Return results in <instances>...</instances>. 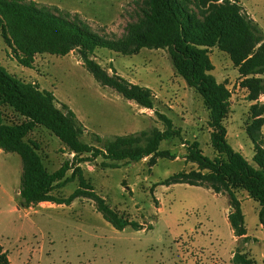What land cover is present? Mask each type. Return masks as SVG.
Listing matches in <instances>:
<instances>
[{"label":"rangeland","instance_id":"rangeland-1","mask_svg":"<svg viewBox=\"0 0 264 264\" xmlns=\"http://www.w3.org/2000/svg\"><path fill=\"white\" fill-rule=\"evenodd\" d=\"M78 13L102 35L120 38L129 23L140 16L143 0H35ZM242 5L264 30V0H241ZM211 73L226 81L231 90V111L224 119L227 139L248 160L254 143L246 131L252 121L247 90L229 55L217 47L210 51ZM110 74L149 87L155 108H144L124 98L113 87L102 84L83 64L78 50L65 56L37 54L32 67L21 65L0 33V64L24 81L37 82L53 91L59 102L67 103L86 127L83 140L96 144L93 133L110 139L157 127L165 128L156 111L173 120L181 138L164 140L160 149L171 157L120 161L104 167L103 156L82 161L46 127L36 126L26 137L38 145L43 162L52 172L66 159H75V168L64 186L51 194L69 197L81 178L120 215L140 223L142 229H116L98 211L96 201L76 197L70 204L52 201L19 206L21 156L0 148V243L9 253L11 264H233L237 249L264 264V227L259 221V203L245 190H237L245 215L248 238L234 233L228 214L232 211L226 192L186 183H166L180 171L197 169L186 160L185 141L197 139L204 154L214 157L210 141L209 110L202 96L187 85L175 70L168 49L142 48L138 54L123 55L98 48L92 55ZM112 67V69H111ZM259 101L264 103V94ZM60 106L59 103H57ZM2 110L7 122L24 118L10 106ZM264 147V124L261 129ZM101 145V144H100ZM79 169V170H78ZM89 185H84L87 189Z\"/></svg>","mask_w":264,"mask_h":264},{"label":"trees","instance_id":"trees-1","mask_svg":"<svg viewBox=\"0 0 264 264\" xmlns=\"http://www.w3.org/2000/svg\"><path fill=\"white\" fill-rule=\"evenodd\" d=\"M140 16L128 24L120 38L102 35L78 13L57 5L35 0H0V33L14 52L17 61L32 67L37 54L65 56L78 50L85 67L104 85L113 87L124 98L144 108H155L152 90L110 74L92 58L98 48H107L123 55L138 54L142 48H166L176 72L187 85L194 88L209 110L210 141L216 151L214 157L204 154L197 139L185 141L186 160L197 169L180 171L166 183H186L211 188L216 193L226 192L233 208L228 220L234 233L248 238L245 215L237 190H245L260 205L259 221L264 227V147L261 129L264 124V30L245 10L241 0H143ZM217 47L227 53L238 69L240 86L247 90L252 121L246 131L254 143V154L248 160L235 150L227 139L224 119L231 111V90L226 81H218L211 73L214 64L210 51ZM112 69V67H111ZM60 104V106L57 105ZM10 106L24 119L7 122L2 106ZM165 128L153 127L110 139L92 134L96 144L82 136L86 127L76 113L64 102H59L53 91L43 89L37 82L24 81L0 64V148L21 156L23 171L20 177L19 206L52 201L70 204L76 197L85 196L96 201L103 217L116 229L127 226L142 229V225L120 215L106 200L81 178L80 186L67 198L51 194L64 186L75 168V159H66L60 167L48 171L38 152V145L27 140L38 125L55 134L66 149L75 156L89 153L79 162L103 156L104 167H118L120 161L136 162L148 158L150 165L158 158L171 157L169 150L160 149L164 140L181 138V129L173 120L156 111ZM101 144V145H100ZM79 170V169H78ZM84 185H89L84 189ZM233 264H254L247 253L237 249ZM0 264H11L9 253L0 243Z\"/></svg>","mask_w":264,"mask_h":264},{"label":"crops","instance_id":"crops-1","mask_svg":"<svg viewBox=\"0 0 264 264\" xmlns=\"http://www.w3.org/2000/svg\"><path fill=\"white\" fill-rule=\"evenodd\" d=\"M248 12V11H247ZM249 14V13H248ZM252 16V14H250ZM256 20V19H255ZM217 194V193H216ZM4 247V246H3ZM5 249V248H4Z\"/></svg>","mask_w":264,"mask_h":264}]
</instances>
